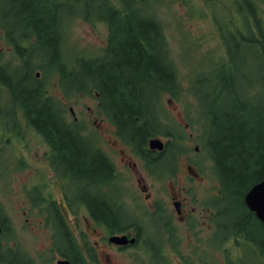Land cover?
<instances>
[{
  "label": "flooded vegetation",
  "instance_id": "af4514ba",
  "mask_svg": "<svg viewBox=\"0 0 264 264\" xmlns=\"http://www.w3.org/2000/svg\"><path fill=\"white\" fill-rule=\"evenodd\" d=\"M26 2L38 9L29 11L34 16L0 0V178L13 171L30 178L6 187L16 207L0 200V264H210L188 251L192 240L214 242L224 259L220 233L229 211L208 161L177 155L167 138L162 150L149 147L152 138L143 149L124 142L95 88L94 108L75 116L70 71L78 64L74 40L68 43L74 0ZM106 44L86 60H101ZM47 111L54 127L69 130L87 160L98 162L94 174L64 175L65 159L37 127L36 121L46 125ZM50 170L57 177L47 178ZM230 227L231 239L241 237Z\"/></svg>",
  "mask_w": 264,
  "mask_h": 264
},
{
  "label": "trees",
  "instance_id": "16d2710c",
  "mask_svg": "<svg viewBox=\"0 0 264 264\" xmlns=\"http://www.w3.org/2000/svg\"><path fill=\"white\" fill-rule=\"evenodd\" d=\"M20 1L14 0V9L34 16L29 11L38 9L31 3L32 6L25 4V0ZM88 1L94 2L97 9L93 11L105 21L108 40L101 60H86L89 55L85 52L74 55L78 64L70 71L74 74V90L90 87L100 92L105 113L126 143L143 149L149 138L176 139L170 126L161 121L156 100L163 92L174 95L178 87L160 25L143 14L144 9H138L133 0H122L121 7H108V0H74V3H82L89 9L92 4ZM258 1L264 0H233L240 28L234 29L231 17L213 20L218 27L224 59L218 54L215 65L196 73L192 90L207 121L205 142L220 182L224 210L229 211L231 224L238 227L237 233L264 253V224L243 203L245 193L264 176V100L260 101L259 89H264V85L258 83L264 78V26L259 24ZM212 4L214 0L209 5ZM38 28L41 30L40 25ZM243 60L250 65L259 63V80H250L244 73L236 84ZM76 72L84 75L77 89ZM50 113L42 115V123L47 126L36 121L37 127L65 159L64 175L74 177L77 170L81 174H94L98 162L87 160L86 153L68 136L69 130L54 127L56 120ZM244 208L247 212L240 219L233 216V211L242 213Z\"/></svg>",
  "mask_w": 264,
  "mask_h": 264
},
{
  "label": "rangeland",
  "instance_id": "374dc122",
  "mask_svg": "<svg viewBox=\"0 0 264 264\" xmlns=\"http://www.w3.org/2000/svg\"><path fill=\"white\" fill-rule=\"evenodd\" d=\"M138 9L142 13L151 17L160 27L164 39L166 41L167 53L169 60L176 72L178 84L174 89V95L169 92H163L157 96L158 114L164 124H168L172 129L179 145L172 146L176 150H180L177 155L191 156L195 159H203L208 161V168L213 177V165L208 150L206 137V119L203 116V109L199 101L193 94L192 78L196 73L203 72L205 68L215 65V58L221 54L222 43L218 36V27L213 20L219 18H233L234 29L240 28L239 13L233 3V0H214V4L209 5L213 0H133ZM91 2V1H88ZM110 6L121 7V0H108ZM74 3V19L71 24H68V43L74 40V55L77 57L81 52L91 55L98 54L100 48L107 42V29L105 25L97 18L92 21H86L83 13ZM259 6V24L264 26V1H258ZM82 9V7H80ZM73 10V8L71 7ZM94 6H91L93 12ZM66 11L71 10L66 7ZM93 15V14H91ZM221 58V59H222ZM244 61V60H243ZM221 63L222 61H218ZM238 62V61H237ZM239 63V62H238ZM242 67L239 68V73L236 76V84H238L246 73V77L250 80L253 78L259 80V65L255 61L250 65L244 61ZM84 80V75L81 72H76L75 83L76 89L80 88V81ZM264 85V78L258 82ZM262 99L264 100V89L260 88ZM255 90V89H254ZM93 88L86 87L81 90L74 91V115L78 116L80 112L87 114V107L94 108L91 100ZM81 97V98H77ZM84 97V98H83ZM260 97V96H259ZM83 108V109H81ZM184 123L188 128L184 127ZM88 126L87 128H90ZM189 134L191 137H189ZM163 142L165 137L156 136ZM198 145V152L194 153V146ZM45 147L35 146L33 155L38 157ZM18 154L17 151H14ZM25 155V154H24ZM197 155V156H196ZM178 161V157H177ZM198 161V160H197ZM181 165V163H180ZM180 168V167H179ZM47 178L54 179L57 177L55 172L50 170L46 174ZM29 177L25 174L16 171L0 178V200L6 207L14 206L15 200L9 198L6 194L7 186L11 183L13 189L19 186L21 181L27 182ZM209 201L207 200V203ZM230 206V204H228ZM234 212V217L241 218L247 211L244 208L242 213ZM15 215L18 214L13 210ZM224 215V212H223ZM19 216V215H18ZM71 217V216H70ZM231 216H223L222 234L223 241L221 242L223 256L220 257L218 249L214 248L215 243L203 241L199 244L192 240L188 243L189 252H197L199 256L210 260V264H224V261L232 264H264V253H260L250 242L242 239V237H233V229L229 226ZM26 243L27 241L22 237ZM74 241H76L74 239ZM205 249V250H203ZM243 255V257H242ZM227 257V258H226ZM215 258V259H214ZM236 261H233L235 260Z\"/></svg>",
  "mask_w": 264,
  "mask_h": 264
},
{
  "label": "water",
  "instance_id": "95a60500",
  "mask_svg": "<svg viewBox=\"0 0 264 264\" xmlns=\"http://www.w3.org/2000/svg\"><path fill=\"white\" fill-rule=\"evenodd\" d=\"M150 148L161 149L162 144L158 140L150 141ZM244 204L255 214V217L264 223V178L252 186L244 196ZM58 264H70L68 261H59Z\"/></svg>",
  "mask_w": 264,
  "mask_h": 264
}]
</instances>
